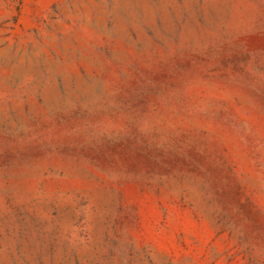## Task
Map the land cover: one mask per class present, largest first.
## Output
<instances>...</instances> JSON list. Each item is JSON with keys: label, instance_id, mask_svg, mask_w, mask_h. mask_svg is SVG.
<instances>
[{"label": "rangeland", "instance_id": "obj_1", "mask_svg": "<svg viewBox=\"0 0 264 264\" xmlns=\"http://www.w3.org/2000/svg\"><path fill=\"white\" fill-rule=\"evenodd\" d=\"M0 264H264V0H0Z\"/></svg>", "mask_w": 264, "mask_h": 264}]
</instances>
